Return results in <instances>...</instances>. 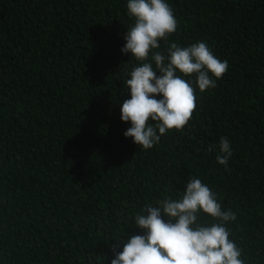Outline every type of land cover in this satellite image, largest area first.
Instances as JSON below:
<instances>
[{"label":"trees","instance_id":"trees-1","mask_svg":"<svg viewBox=\"0 0 264 264\" xmlns=\"http://www.w3.org/2000/svg\"><path fill=\"white\" fill-rule=\"evenodd\" d=\"M166 2L169 42L204 41L228 70L196 89L183 130L145 150L120 119L139 63L121 52L127 0H0V264H110L117 239L143 234L135 214L193 176L235 213L244 264H264V0Z\"/></svg>","mask_w":264,"mask_h":264},{"label":"clouds","instance_id":"clouds-1","mask_svg":"<svg viewBox=\"0 0 264 264\" xmlns=\"http://www.w3.org/2000/svg\"><path fill=\"white\" fill-rule=\"evenodd\" d=\"M127 10L134 23L126 29L121 52L139 63L132 66L125 81L129 98L120 105V119L130 122L123 135L147 150L168 131L183 130L196 110V89L215 88L228 70V61L219 59L204 41L187 46L169 42L178 21L166 0H127ZM160 41L167 44L166 55L154 51ZM216 148L209 145L208 150ZM218 149L216 161L227 170L230 141L220 137ZM217 197L193 176L177 198L166 195L158 206L145 204L134 216V226L143 234L126 241L116 238L122 250L115 251L113 245L110 264H244L242 249L229 238L227 227L236 215L224 210ZM201 214L215 222L201 224Z\"/></svg>","mask_w":264,"mask_h":264}]
</instances>
